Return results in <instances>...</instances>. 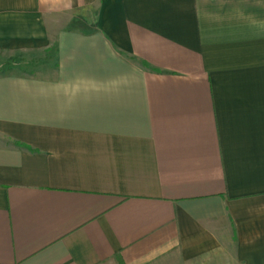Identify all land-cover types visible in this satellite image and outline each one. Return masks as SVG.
Segmentation results:
<instances>
[{"label":"crops","instance_id":"1","mask_svg":"<svg viewBox=\"0 0 264 264\" xmlns=\"http://www.w3.org/2000/svg\"><path fill=\"white\" fill-rule=\"evenodd\" d=\"M51 48L0 71V264H264V0H0V66Z\"/></svg>","mask_w":264,"mask_h":264},{"label":"trees","instance_id":"2","mask_svg":"<svg viewBox=\"0 0 264 264\" xmlns=\"http://www.w3.org/2000/svg\"><path fill=\"white\" fill-rule=\"evenodd\" d=\"M48 52H54V49H47L46 51H45V53L46 54H44V56H43V58H33V60H18L17 58H14V59H11V60H9L8 62H6V63H3L2 64V66H0V71H6V70H10V69H13L14 68V66H16V65H24V66H22V67H25L26 68V70H28V71H33L32 69H34L35 67L33 66V64H36V63H39V62H44V59H46V62H51L52 61V58H53V56L50 54V53H48ZM31 65H30V64ZM22 69H24V68H22ZM25 70V69H24Z\"/></svg>","mask_w":264,"mask_h":264}]
</instances>
